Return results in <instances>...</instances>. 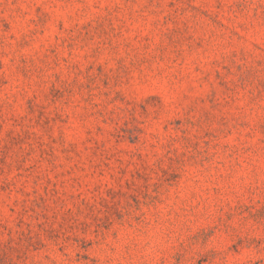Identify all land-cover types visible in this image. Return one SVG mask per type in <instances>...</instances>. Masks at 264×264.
Instances as JSON below:
<instances>
[{"label":"rangeland","instance_id":"374dc122","mask_svg":"<svg viewBox=\"0 0 264 264\" xmlns=\"http://www.w3.org/2000/svg\"><path fill=\"white\" fill-rule=\"evenodd\" d=\"M0 264H264V0H0Z\"/></svg>","mask_w":264,"mask_h":264}]
</instances>
